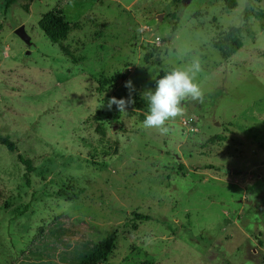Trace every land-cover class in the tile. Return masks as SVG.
Here are the masks:
<instances>
[{"label": "rangeland", "instance_id": "obj_1", "mask_svg": "<svg viewBox=\"0 0 264 264\" xmlns=\"http://www.w3.org/2000/svg\"><path fill=\"white\" fill-rule=\"evenodd\" d=\"M7 1L0 134L17 152L0 144V264H77L108 234L100 264H264V0ZM51 9L77 25L57 43L39 26ZM230 26L242 47L224 59L212 42ZM196 58L204 101L167 134L142 127L148 109L107 108L125 81L144 95Z\"/></svg>", "mask_w": 264, "mask_h": 264}, {"label": "trees", "instance_id": "obj_2", "mask_svg": "<svg viewBox=\"0 0 264 264\" xmlns=\"http://www.w3.org/2000/svg\"><path fill=\"white\" fill-rule=\"evenodd\" d=\"M15 0H8L6 5ZM228 5L233 7L235 1L227 0ZM175 16V14H172ZM39 26L43 31L44 35L47 36L51 42L57 43L63 41L67 38L69 32L73 27L77 25H71L67 22L60 10L51 9L43 13L39 19ZM175 29V25H173ZM213 46L218 49L222 58L227 59L236 53L242 47L241 39V27L240 26H230L226 31H224L218 38L214 39L212 42ZM168 72V71H166ZM166 72H163L157 77V79L164 75ZM106 79L100 81L101 86L106 83ZM101 90V87H99ZM135 103L130 105L133 108H144L147 107L146 94L133 96ZM0 144L4 145L9 151L17 152L16 143L11 139L8 134H0ZM17 158L20 162L25 165L26 172L25 177L28 180V173L31 172L34 167L29 158L23 157L20 153L17 154ZM212 164H207L202 166V168H214ZM71 188H74V185H71ZM68 189V188H67ZM67 189H59L54 194L58 197H65L68 200H73L77 198L78 194L76 192H69ZM28 209V204L23 206L22 209H17L16 214H23ZM150 218L147 214L134 213L133 220H148ZM132 226L135 228L136 223L133 222ZM115 248V238L113 234H108L102 240L97 241L92 244L89 250L83 253L81 258L78 260L77 264H100L102 261L107 260L112 254Z\"/></svg>", "mask_w": 264, "mask_h": 264}, {"label": "clouds", "instance_id": "obj_3", "mask_svg": "<svg viewBox=\"0 0 264 264\" xmlns=\"http://www.w3.org/2000/svg\"><path fill=\"white\" fill-rule=\"evenodd\" d=\"M203 68L201 61L196 58L191 64L176 67L166 72L156 80L155 90L146 93L148 111L142 121L144 129H155L160 134L169 132V122L182 117L185 112L184 102L188 100L203 103L204 91L197 82ZM124 87L128 89L127 98L111 97L107 101V108L116 106L120 113L127 112L130 105L135 103L132 93L135 90L133 82L125 81Z\"/></svg>", "mask_w": 264, "mask_h": 264}, {"label": "water", "instance_id": "obj_4", "mask_svg": "<svg viewBox=\"0 0 264 264\" xmlns=\"http://www.w3.org/2000/svg\"><path fill=\"white\" fill-rule=\"evenodd\" d=\"M160 18V17H158ZM15 33L21 38L24 40V42L27 44V45H31V38L30 36L27 34V32L25 31V27L24 25H20L18 26L16 29H15Z\"/></svg>", "mask_w": 264, "mask_h": 264}]
</instances>
